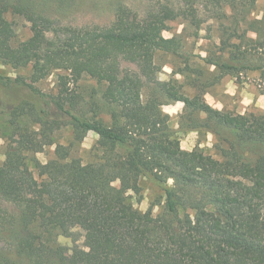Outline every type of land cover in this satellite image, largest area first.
<instances>
[{"label":"trees","instance_id":"trees-1","mask_svg":"<svg viewBox=\"0 0 264 264\" xmlns=\"http://www.w3.org/2000/svg\"><path fill=\"white\" fill-rule=\"evenodd\" d=\"M74 3L0 0V62L33 65L31 81L0 73V117L12 119L19 139L7 143L0 165V264H264V111L219 109L205 100V90L188 96L170 81L157 82L144 97L142 80L114 61L144 59L150 69L146 51L188 56L180 35H163L178 11L142 21L118 10L108 27H69L51 36L53 22L43 13L62 14ZM9 11L32 23V36L18 45ZM233 37L237 41L221 38L219 53L207 50L200 60L220 76L258 70L264 83V14L244 21ZM55 68L75 79L85 73L96 78L110 122L34 84ZM169 99L185 106L178 128L163 110ZM65 125L73 129L69 145L53 138ZM89 131L98 140L85 162L71 148ZM188 131L213 133L223 157L199 145L183 149L179 133ZM47 145H55L54 156L42 162L37 154ZM148 174L165 185L157 215L155 203L140 211L129 200ZM60 236L74 245L63 248Z\"/></svg>","mask_w":264,"mask_h":264},{"label":"rangeland","instance_id":"rangeland-1","mask_svg":"<svg viewBox=\"0 0 264 264\" xmlns=\"http://www.w3.org/2000/svg\"><path fill=\"white\" fill-rule=\"evenodd\" d=\"M174 9L179 14L175 19L167 21L163 35L165 37L180 35L188 56H179L163 50L146 51L145 57L152 58L150 69L144 59L133 60L120 56L114 61L123 72H129L142 80L143 96H148L150 87L157 82L170 81L188 96H193L200 89L205 90V100L219 109L236 113L264 111V100L262 106L257 105L259 95L263 94L264 88L258 70H247L236 76L231 74L220 76L214 66L205 65L199 58V55L205 56L207 50L218 54L221 38L228 42L237 41L233 34L242 32L244 21L262 18L264 0H75L73 7L62 14L53 12L43 14H46L53 22L51 36L54 37L62 29L66 32L69 27L87 29L108 27L115 21L118 10L123 11L124 18L143 21L161 15L166 16L165 12L172 14ZM6 16L15 31L12 40L14 45L32 36V23L26 15L9 11ZM248 34L255 37L253 32ZM230 48L228 47V50ZM185 57L188 58L189 65H186ZM146 69L152 73L146 74ZM32 72V63L25 66H14L0 62V73L4 75L12 77L20 75L31 81ZM198 82L200 86H196ZM34 84L45 92L55 95L62 94L68 105H76L86 115L102 118L106 123L110 122V114L107 113L108 105L102 99L104 87L93 76L85 73L81 78L75 79L70 70L55 68ZM63 89H67L68 93ZM243 89L254 93L255 103L251 102L248 106L246 105L247 100L242 96ZM163 110L170 115V125L178 128L181 115L185 112L184 103L169 99L163 105ZM197 116L204 118L206 115L199 113ZM11 120L5 116L0 117V129H2V132L0 131L2 134L0 135V165L6 157L7 143L10 140H19L16 131L10 127ZM26 125L33 130L39 129V125L35 122L29 121ZM179 136L183 149L192 150L199 145L206 153L220 159L223 157L222 151L215 146L217 137L211 132L188 131L179 133ZM53 138L56 143L69 145L73 141L72 127L70 125L58 126ZM97 140L98 135L94 131H89L82 143L74 142L71 148L73 155L81 156L85 162L90 160L92 155L87 151ZM30 142L27 141L25 144H30ZM54 150L55 145H47L44 151L39 152L37 156L42 162H46L54 156ZM172 182L173 180L170 179L168 184L171 185ZM119 184L118 180L114 182V185L119 186ZM140 186L139 194L129 192V200L134 208L140 211H146L151 204L155 203L153 214L157 215L165 200V185L148 174L141 176ZM59 242L63 248H71L74 245L70 237L60 236ZM77 244L83 246L84 237H81Z\"/></svg>","mask_w":264,"mask_h":264},{"label":"crops","instance_id":"crops-1","mask_svg":"<svg viewBox=\"0 0 264 264\" xmlns=\"http://www.w3.org/2000/svg\"><path fill=\"white\" fill-rule=\"evenodd\" d=\"M242 96H243V98H245V100H247L246 101V105L248 106L251 102H254V100H255V102H256V99H254L255 98V95H254V93H250V92H248L247 91V89H243V93H242ZM258 98V97H257ZM264 100V95L263 94H260L259 95V98H258V101H257V105H263V103H262V101ZM254 102V103H255Z\"/></svg>","mask_w":264,"mask_h":264}]
</instances>
